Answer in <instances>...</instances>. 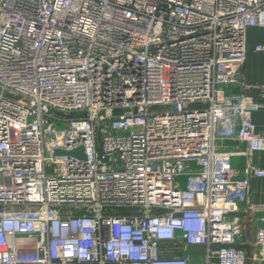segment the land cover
Returning <instances> with one entry per match:
<instances>
[{"label": "built area", "instance_id": "1", "mask_svg": "<svg viewBox=\"0 0 264 264\" xmlns=\"http://www.w3.org/2000/svg\"><path fill=\"white\" fill-rule=\"evenodd\" d=\"M250 28L264 0H0V264H264Z\"/></svg>", "mask_w": 264, "mask_h": 264}, {"label": "crops", "instance_id": "2", "mask_svg": "<svg viewBox=\"0 0 264 264\" xmlns=\"http://www.w3.org/2000/svg\"><path fill=\"white\" fill-rule=\"evenodd\" d=\"M262 41H264V29L250 28L248 30L247 43L250 47L253 44ZM238 80V83L228 87L227 90L229 92L250 94L253 95L259 102L264 103V98L262 96L263 91L260 88L251 87L261 86L264 83V54L256 53L250 49L247 53L245 63L241 68ZM242 82L249 87L243 88L240 84ZM251 117L255 125V130L257 132L264 130V107L253 112ZM219 145L223 149L245 148L244 144L234 141H222L219 142ZM246 162H251L264 168V151L251 154L249 159L238 156L233 158V164L238 170H241ZM255 205H264V179L251 180L249 198L245 203L241 204L240 211L236 214V217L244 226L246 245H243V247L248 252L250 251L251 241L253 239V221L256 214L252 211V206ZM259 213L260 212L257 214ZM189 257L191 264H200V262L190 253Z\"/></svg>", "mask_w": 264, "mask_h": 264}, {"label": "water", "instance_id": "3", "mask_svg": "<svg viewBox=\"0 0 264 264\" xmlns=\"http://www.w3.org/2000/svg\"><path fill=\"white\" fill-rule=\"evenodd\" d=\"M54 154L58 155V156H73V157H78L80 159H85V155H84L82 146L76 147L72 150L56 149L54 151ZM106 160L107 159L105 158L104 161H106Z\"/></svg>", "mask_w": 264, "mask_h": 264}, {"label": "rangeland", "instance_id": "4", "mask_svg": "<svg viewBox=\"0 0 264 264\" xmlns=\"http://www.w3.org/2000/svg\"><path fill=\"white\" fill-rule=\"evenodd\" d=\"M190 254L196 258L200 264L203 262V253H202V248H191L190 250ZM247 264H252L251 261H248Z\"/></svg>", "mask_w": 264, "mask_h": 264}]
</instances>
